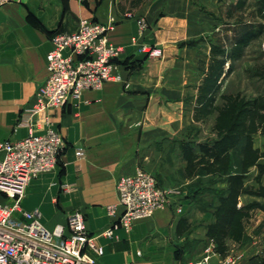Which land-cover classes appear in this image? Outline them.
Segmentation results:
<instances>
[{"label":"crops","instance_id":"obj_1","mask_svg":"<svg viewBox=\"0 0 264 264\" xmlns=\"http://www.w3.org/2000/svg\"><path fill=\"white\" fill-rule=\"evenodd\" d=\"M212 1L12 0L0 8L2 141L28 135L21 118L34 107L36 92L48 77L51 38L76 31L83 20L115 24L108 39L121 50L114 60L120 79L49 111L65 149L58 167L32 180L22 201L25 210H39L49 229L66 226L75 211L83 213L89 233L104 249L96 264H177V230L183 219L201 223L190 239L206 238L211 214L185 193L129 231L116 228L112 238L101 234L119 223L122 209L111 217L108 207L118 204L120 177L144 169L163 187L183 188L189 182L181 151L188 107L202 81V52L208 50L207 37L220 30L217 19L200 7ZM139 19L145 21L144 30ZM143 46L161 48L163 57L149 59ZM255 148L263 151L262 145ZM250 170L249 184L264 189V157ZM254 203L252 240L243 248L241 264H264V196L244 195L239 201L240 206Z\"/></svg>","mask_w":264,"mask_h":264},{"label":"built area","instance_id":"obj_2","mask_svg":"<svg viewBox=\"0 0 264 264\" xmlns=\"http://www.w3.org/2000/svg\"><path fill=\"white\" fill-rule=\"evenodd\" d=\"M11 1L0 0V8ZM138 22L144 30L145 21ZM114 27V22L83 20L76 31L54 35L47 54L48 77L36 92L34 107L21 118L29 126L28 135L15 142L0 140V197L4 198L0 201V264H96L97 256L104 254L97 237L89 233L83 213L75 211L67 217L66 226L49 229L39 210H25L22 201L32 180L58 167L65 149L49 111L120 79L114 60L121 50L108 39ZM141 51L149 59L163 57L159 47L143 46ZM116 189L118 204L109 206L108 214L116 216L118 208L122 213L119 223L101 234L108 238L116 228L131 230L135 222L153 217L181 195L180 189L161 186L143 169L120 177ZM207 260L194 264H206Z\"/></svg>","mask_w":264,"mask_h":264},{"label":"rangeland","instance_id":"obj_3","mask_svg":"<svg viewBox=\"0 0 264 264\" xmlns=\"http://www.w3.org/2000/svg\"><path fill=\"white\" fill-rule=\"evenodd\" d=\"M257 1L215 0L214 2H209L208 5H200L201 8L210 12L211 16L217 19L220 30L214 31L207 37L208 50L207 52H202L204 59L199 63L202 81L200 86H198L197 96L188 107L187 138L183 142H210L221 137V134L215 131V126H221V124L228 121L230 110L228 109L229 107L227 108V103L233 98L228 99L227 95L242 93L250 96L256 94L262 88V83L258 79L249 78L246 70L264 63V38L251 41L246 47H243L246 44L242 45V52L234 54L230 59L225 58L227 53L236 50L239 46L238 40L244 37L247 32H256L258 30L262 20L258 17ZM213 50H218V52H213ZM239 53L242 54L238 56ZM207 88H210L208 96L211 97L208 98L207 105L211 104L210 106H213V109L210 108V111L203 109L202 114L197 115L198 98L205 93ZM218 90L220 92H217ZM211 99L213 100L212 102L210 101ZM250 128L254 147L262 145L263 151L262 149L260 150L264 154V136L256 129L255 124ZM241 146L242 141L236 149L237 156ZM250 171L247 174V184L250 182ZM183 175L185 176V173ZM187 179L189 180L188 184L185 183L186 185L183 188H178L181 191L179 197L182 198L185 193V198H189L192 204L211 214L209 222L211 223L213 221L212 211L216 206L217 191L222 192L226 188V184L218 176L187 177ZM257 189H260L259 185ZM249 217L250 212L241 219V224L237 227L235 237L228 240L230 251L228 257L224 259L215 251L216 245L207 236L204 240L190 239L191 233L196 234L201 223L189 222L186 219L187 222L182 224L183 231L178 236V243L175 246V262L177 264H194L203 262L208 258L206 264H241L240 260H243L245 253L243 248L252 240L249 235L252 229ZM138 255L141 256L142 253L139 252Z\"/></svg>","mask_w":264,"mask_h":264},{"label":"trees","instance_id":"obj_4","mask_svg":"<svg viewBox=\"0 0 264 264\" xmlns=\"http://www.w3.org/2000/svg\"><path fill=\"white\" fill-rule=\"evenodd\" d=\"M256 6L258 17L262 20L258 30L249 31L240 38L239 46L236 50L227 53L226 59L242 52V45L246 44L243 46L246 47L251 41L264 38V0H258ZM213 52H218V50H213ZM241 54L239 53L238 56ZM246 73L249 78L258 79L262 83V88L250 96L242 93L227 95L228 99L233 98L227 103V108L229 107L230 110L228 121L221 126H215V131L221 134V137L210 142H183L182 144V159L186 163L187 177L218 176L226 184L222 192L217 191L216 206L212 211L213 221L207 225L206 234L207 238L214 242L215 251L223 259L229 255L228 240L235 237L241 219L256 205L254 203L240 206V198L244 195L264 196V189H256L246 182L250 169L257 166L264 155L260 149L254 147L250 128L255 124L256 129L264 136V63L247 69ZM209 91L210 88H207L205 93L198 98L197 115H201L203 109L207 111L213 109L211 104L207 105L208 98H211L208 96ZM241 141L242 146L237 156L236 149ZM186 222L187 220L183 219L179 223L177 230L179 235L183 231L182 224Z\"/></svg>","mask_w":264,"mask_h":264}]
</instances>
